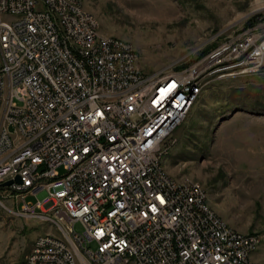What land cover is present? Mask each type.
Instances as JSON below:
<instances>
[{
	"label": "built area",
	"instance_id": "obj_1",
	"mask_svg": "<svg viewBox=\"0 0 264 264\" xmlns=\"http://www.w3.org/2000/svg\"><path fill=\"white\" fill-rule=\"evenodd\" d=\"M262 14L194 63L144 76L136 51L96 36L77 0H0V199L55 232L28 264H260L258 234L229 232L204 187L163 173L157 155L188 114L182 87L264 72Z\"/></svg>",
	"mask_w": 264,
	"mask_h": 264
},
{
	"label": "rangeland",
	"instance_id": "obj_2",
	"mask_svg": "<svg viewBox=\"0 0 264 264\" xmlns=\"http://www.w3.org/2000/svg\"><path fill=\"white\" fill-rule=\"evenodd\" d=\"M81 1L101 34L132 45L144 76L194 63L264 12V0ZM172 137L161 159L167 173L197 180L223 221L258 234L252 260L264 264V72L210 80ZM9 205L0 199V264H23L34 239L55 232L47 222L9 213ZM72 228L82 232L77 221Z\"/></svg>",
	"mask_w": 264,
	"mask_h": 264
},
{
	"label": "bare ground",
	"instance_id": "obj_3",
	"mask_svg": "<svg viewBox=\"0 0 264 264\" xmlns=\"http://www.w3.org/2000/svg\"><path fill=\"white\" fill-rule=\"evenodd\" d=\"M78 2V6L82 7V10H85L83 5H82V1L81 0H77ZM87 15L91 16V23L98 25L97 19L96 17L90 13L89 11H87ZM96 36H103V34H101L99 32V29H96ZM107 39H115V40H121L125 43H127V48L129 49H134L132 47V45L130 43H128L127 41H124L122 39L116 38V37H112V36H105ZM209 81L210 80H206V79H197L195 80V86H187V87H182L180 89V99L181 101H189V109H188V113L193 105V103L202 95V93L206 90V88L209 85ZM166 89V80H159L158 81V90H165ZM203 89V91H202ZM186 116H184L179 125L181 124V122L184 120ZM2 119V111H0V120ZM163 155H157V163H161V159H162ZM163 173H167L166 169L163 166ZM168 174V173H167ZM170 175V174H169ZM181 182H189V186H196V187H203L201 183H199L197 180H192V179H188V178H181ZM202 199L203 201L206 203V209L207 211L213 215L214 217H218V221L225 223L227 225V229L229 232H237L236 229L232 228L231 226H229L225 221H223V219H221L216 213L215 211L210 207L208 201H207V193L205 188L202 190ZM136 219L137 221H144V213L143 211H136ZM64 221H76V214L75 213H65L64 214ZM41 239V235L37 236L34 241L33 244H36V240ZM54 242H61V235L59 236H55L54 235ZM33 244L32 247L30 249V251L28 252V254H26L23 264H28L29 262V258L32 255L33 252ZM259 244V241L257 242V246Z\"/></svg>",
	"mask_w": 264,
	"mask_h": 264
},
{
	"label": "water",
	"instance_id": "obj_4",
	"mask_svg": "<svg viewBox=\"0 0 264 264\" xmlns=\"http://www.w3.org/2000/svg\"><path fill=\"white\" fill-rule=\"evenodd\" d=\"M14 181L17 182V183H19V178L18 177H15ZM9 183H10V181H6V182L3 183V185H7Z\"/></svg>",
	"mask_w": 264,
	"mask_h": 264
},
{
	"label": "crops",
	"instance_id": "obj_5",
	"mask_svg": "<svg viewBox=\"0 0 264 264\" xmlns=\"http://www.w3.org/2000/svg\"><path fill=\"white\" fill-rule=\"evenodd\" d=\"M250 257H251V259H253V255H252V253L250 254Z\"/></svg>",
	"mask_w": 264,
	"mask_h": 264
}]
</instances>
